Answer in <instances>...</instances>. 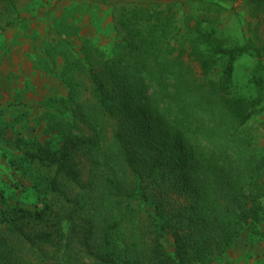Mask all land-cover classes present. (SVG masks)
Masks as SVG:
<instances>
[{"label":"trees","instance_id":"obj_1","mask_svg":"<svg viewBox=\"0 0 264 264\" xmlns=\"http://www.w3.org/2000/svg\"><path fill=\"white\" fill-rule=\"evenodd\" d=\"M129 13L116 56L90 68L78 133L27 152L55 167L56 197L0 220V264H204L244 230L264 236V155L246 131L264 109L263 48L215 29L175 40L171 6ZM245 54L253 95L233 93Z\"/></svg>","mask_w":264,"mask_h":264},{"label":"rangeland","instance_id":"obj_2","mask_svg":"<svg viewBox=\"0 0 264 264\" xmlns=\"http://www.w3.org/2000/svg\"><path fill=\"white\" fill-rule=\"evenodd\" d=\"M14 3L16 11L0 5V220L15 209H40L56 197L50 185L55 167L29 160L27 152L41 145L57 147L61 127L78 133L75 109L92 94L90 68H102L116 56L126 32L123 20L133 16L129 10L171 6L178 27L175 40L215 29L228 45L250 43L264 50V0ZM256 60L251 54L237 60L234 94L255 93L248 83ZM246 131L256 151L264 155V109L248 122ZM83 174L88 175L85 163ZM168 247L172 248L171 240ZM23 254L31 256L27 250ZM32 258L35 264L47 262ZM204 264H264V236L244 230L224 254Z\"/></svg>","mask_w":264,"mask_h":264}]
</instances>
